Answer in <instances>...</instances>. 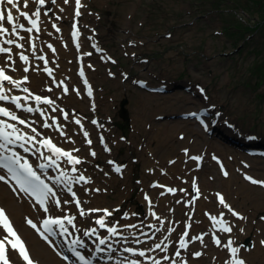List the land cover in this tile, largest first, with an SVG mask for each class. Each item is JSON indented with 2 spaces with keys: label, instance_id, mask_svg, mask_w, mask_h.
<instances>
[{
  "label": "rangeland",
  "instance_id": "obj_1",
  "mask_svg": "<svg viewBox=\"0 0 264 264\" xmlns=\"http://www.w3.org/2000/svg\"><path fill=\"white\" fill-rule=\"evenodd\" d=\"M214 1L220 3L218 7H214ZM237 1L243 6L248 3V0ZM83 3L81 15L78 16L82 45L79 53L83 57L84 51L91 52L90 57H84L85 63L80 62V64L85 71L87 70L90 76L89 82L94 89L95 99H91L92 104L85 99L75 73L76 66L79 64L75 62L77 51L71 45L69 49L61 47V42H65V39L68 45L69 20L73 16L72 0H69L67 4L63 0H56V4H52L51 0H46L45 6L41 9L44 26L38 36L40 45L37 46V49L42 51L46 47L45 42L52 41L50 39L52 29L49 24L51 21L58 22L60 31L64 30L65 34L62 37L59 31L58 39L55 36L52 43L59 41L62 50L60 54L56 51H49L51 54L50 63L57 72L56 76L63 79L66 86L69 87V91L65 93L62 90V94L58 92H53V94L57 98V103L69 113V119L65 126L74 143L67 141L68 145L79 147L80 153L84 154L82 163L77 166V173L83 172L89 177L91 176L89 174L95 175L97 180L93 182L97 189H100V191L93 192L94 187L91 186L93 185L91 181V184L87 186L88 193L84 191L86 188L83 185L77 187V191L79 190V193L83 194L80 196L77 193V197L84 200L82 197L90 192L99 194V196L104 195L109 210L119 209L113 213L111 218H106L110 225L116 224L119 232L122 231L116 238L117 247L126 244L125 241L120 240L123 237H126L128 243L130 240L135 242L138 238L139 240L142 238L143 242L148 243L151 247L155 241L160 239L159 234L164 233V236L169 237L164 241L168 245V251L164 253H167L168 256L169 254L174 255L175 250H180L177 240L182 235L181 227L171 234L165 232L163 227L160 232L149 228L148 224H157V221L150 220L151 217L139 196L142 189H147L149 192L155 190L156 197L160 196L158 188H148L149 182L153 179L151 175L147 176L145 184L140 181L141 174L147 169L141 167V157L138 155L143 152L147 156L153 153L156 157L153 162L155 161L156 165H153L152 168L156 169V166H159L160 168H158L164 171L170 170L168 173L166 172L168 174L166 179L169 183L165 184H174L176 187V194L170 195V197L176 203L179 201L177 206H182V198H188L187 203L184 204V207L182 206L185 210L180 213L179 219L177 221L170 220L168 227L174 228L177 225H183L192 220V214H197L202 219L206 217L200 221L201 232L210 230V223L205 213L210 214L220 207L215 202L213 195L216 190L225 189L231 192V195L229 193L228 196L229 205L244 217L248 216V219L241 221L237 217H232L225 208H220L222 210L219 211L227 213L234 225L232 236L237 247L240 248L239 255L242 259L243 256H246V259H243L246 264H262L251 260V254L254 252L253 244L251 242L252 246L244 247L243 240L249 238L256 242L257 235L264 239V221L260 219L264 216V189L261 185L246 181L247 184H251L250 186H258V189L247 187L248 185L239 177L238 171L245 170L246 167H243L245 164L251 165L252 172L249 171L254 176L264 179V158L247 157L244 152L246 146L238 147L230 144L229 141H234L221 135L224 133L231 138L240 139L246 134H248L246 137L253 135L258 139L259 146L249 145L264 149V23L258 28V31L243 32L242 40L237 39L239 38L238 33H241L240 30L243 29V24L253 25L257 20L259 7H252L250 11L245 10V12L239 8H233V3L230 0H83ZM33 4L34 0H30L31 10L39 7V5L34 4L33 6ZM45 11L48 13L47 16L44 15ZM57 16L60 17L59 20L56 19ZM47 18L50 20H45ZM54 33L57 34V31ZM94 41L102 49L101 56L99 53H93ZM34 67L31 72L39 78L38 75L42 74V71L36 60ZM109 74H115V77L113 75L110 77ZM140 79L146 81L149 87L163 86L164 92L155 93L138 87L135 81ZM45 84H49V82L43 80L39 84L40 87L33 88V90L43 92ZM198 87L205 92L201 94ZM30 88L29 90L33 92ZM139 98H142L141 100L144 102L142 111L136 109ZM68 100L71 105L67 103ZM122 101H124L121 106L125 111V118L121 117L120 113ZM200 107H206L210 117L217 121L213 126L211 136L207 137L198 130L196 132L191 130L194 126L193 122H187L184 126L176 128L177 132L187 133L190 139L196 140L195 144L190 139L186 142V140L181 141L183 138L177 140L175 137L157 144L156 139L151 137L154 136L153 131L146 133L147 130L153 129L155 122L158 123V126L175 123L179 120L178 115L181 112L196 111ZM72 115L83 120L85 131L89 132L93 140L91 146H86L82 137L76 138L79 135L77 128L72 129L71 127L75 125L71 119ZM94 115L99 119V125H90L88 120H85ZM135 115L142 116L141 120H144L142 128L144 129L140 128V130L143 131L138 129L139 125ZM207 122L209 124V120ZM233 122L239 129H242V132L235 130ZM226 123L232 125L233 128H230L232 132L225 126ZM78 130L80 131L79 128ZM174 130L175 128H167V131L162 135L165 136L169 132H173L175 135ZM100 134L104 137V145H108L110 148L109 155L102 150V143L97 141ZM76 140L78 145H76ZM255 144L257 145V142ZM83 147H92L97 155L88 157L87 148ZM141 147L148 151L140 150ZM183 147L190 148V152L183 153ZM201 150L204 152L202 169L194 170L193 160L189 159L187 155L196 154ZM211 154L223 156L234 177L238 176L237 179L235 178L236 180L231 177L234 181L231 182L232 186L227 187L224 178L220 177L215 163L210 160ZM109 160H112L113 164L127 165L125 174L122 176L120 173L112 171L113 164H109ZM175 160L178 161L175 162ZM170 161L175 163H170ZM172 166H175V169H170ZM193 171L198 175L196 181L200 185L198 186L200 199L192 187ZM97 182L100 184H96ZM243 187L245 192L253 197L252 200L250 198L243 199ZM5 189L11 196H14L6 187ZM181 189L185 191H180ZM238 190L242 193L238 194ZM253 195H256L257 199ZM193 197L196 200H192ZM200 201L203 203L201 206ZM252 201H255L256 204L261 202L258 209L254 210L250 204ZM195 202H198L196 207ZM87 206L85 202L82 205L86 208ZM111 207L112 209H110ZM124 213H128V216L124 217ZM99 215L101 214L80 217L77 210L78 232L83 235V231L89 227L99 228L94 223ZM23 218L24 216L21 215L19 225L17 224L20 228H26L23 225ZM162 219L165 220V218ZM124 220H131L130 224H136L138 227H124L127 225L122 222ZM141 221H143L142 225ZM241 229H244L243 232ZM259 230L262 232L261 235L257 233ZM142 233H147L152 239H147ZM225 237L226 235L223 234L221 238L224 240ZM186 238L187 241H191L189 236ZM89 240H92V237H89ZM204 240L205 244L204 242L200 243L193 249L195 252L202 253L199 258L196 256V258H192L193 250L188 249L180 250L181 256L175 257L174 255L172 258H183L187 261L186 264H189L190 258L192 260L199 259L200 264H226L230 261V258L223 257L225 249L221 246L217 247L219 251L221 250L218 252L221 255H218L216 261L210 239L205 236ZM38 243L42 248L49 249V254L58 261L71 264L57 257L40 240ZM191 243H195V241Z\"/></svg>",
  "mask_w": 264,
  "mask_h": 264
},
{
  "label": "snow or ice",
  "instance_id": "obj_2",
  "mask_svg": "<svg viewBox=\"0 0 264 264\" xmlns=\"http://www.w3.org/2000/svg\"><path fill=\"white\" fill-rule=\"evenodd\" d=\"M63 2L67 4L69 3V0H63ZM51 3L56 4V0H51ZM34 4L39 5V7H35V10H31L30 0H0V53L7 54L8 61H12L13 47H6L5 45H12L15 49H22L25 47V44L28 43L30 37L21 35V31L29 34L32 33L33 30H35L36 32L40 31L39 22L41 19V9L43 8V6H45L46 0H34ZM5 5L8 7H3ZM75 5V15L80 16L81 12L79 9L83 7L81 0H75ZM24 9H28V11H25ZM61 11H63V9H61ZM44 15H48L47 11L44 12ZM21 18H23L24 21H27V24L30 25V27H26L24 23H20L19 21ZM56 19L59 20L60 17L57 16ZM52 27L56 28L57 32L60 31L56 24H53ZM72 27L73 29H75L76 25L73 24ZM78 36V29L72 32V37L74 39H76ZM18 40L24 41L25 43H18ZM77 47H79V45H77ZM93 47L96 46L93 45ZM48 48L52 49L53 52L56 51V49H54L51 44H48ZM31 50L33 53H35V43L31 44ZM97 50L99 51L100 49ZM86 55H91V53H86ZM18 56L20 61H23L24 64H28L29 57L27 55H25L23 52H19ZM38 59L43 61L45 65L43 71L46 72L49 76H51L53 70L51 68L46 67L49 61L44 56H39ZM7 66L8 65L6 62L4 66H0V101H10V103L14 105L15 109H20L22 112L25 113H39L40 117H45L47 111L46 109L32 106L25 107L21 103L22 98L20 96L13 95L9 97L8 95L4 94V82H7L8 84L13 85L15 88L20 89L21 85L27 83L29 80L28 76L26 75L23 76L22 79H14L12 75L6 74L5 68ZM89 67H91V65H89ZM13 71H16V69H13ZM22 71L24 73H28L30 69L28 67H24ZM84 74V69L81 68L79 71V75L83 77ZM84 83L87 85L88 81L85 80ZM59 84L63 85L64 81L61 80ZM22 91L28 93L29 96H32V93L30 92L29 88L24 87ZM47 91L51 92L52 89L48 88ZM63 91L67 93L69 91V87L65 86L63 88ZM88 94H92L90 86L88 87ZM23 99L27 100L28 97H24ZM33 99L36 101L37 105L43 104L52 106L55 104V101L53 99L42 97L41 95H34ZM57 111H59L63 115V119L65 121L69 119V113L67 111L56 106L51 107L52 113H56ZM0 117H2L0 118V169H5L7 173V175H0V181L8 183L9 178L15 181V183L19 186L20 191L27 193L28 195L33 197L44 213H49L52 207L64 213V215L62 216H48L46 219H44L42 223L43 231H40V228H38L37 224L34 223L31 219H27L26 222L33 229H36L43 239L51 243V241H49L48 235H45V233L55 235V229H58L61 235H70L71 233L69 232V228L66 226V224L70 225L73 229H77V225L74 223V221H76L77 219V216L68 215V210L64 207L65 205L74 203L80 217H87L90 214L100 213L101 215H99L94 221L95 225H97L99 229L106 230L109 236H117V228L115 226H111L106 218H111L113 216V213L115 211H119V209L109 210L108 208H89L86 210L84 207L81 206L82 201L77 197V193L73 191L71 187L72 183L79 184L80 182H83V184L87 185L91 182V177H86L83 172H80V174L77 176H69L65 171H60L59 176L55 178L49 177V179L53 180L54 185L63 184L67 192L71 194L72 200H62L61 197L58 195L57 191H55L52 186L46 183L45 180L41 178V175H39L37 171L34 170L33 165L29 163L28 159L20 155L18 152L14 151L10 146L18 144L19 148L23 149L24 153H29L31 151L33 154H36L38 158L46 160L47 163H41L37 165V167L41 170H46L53 167L60 168V164L58 163V161L62 157L66 158L67 164L72 166L71 171L73 173L78 171L75 166L80 165L82 163L81 158L76 155H73V152L78 153L80 149L73 148L72 150H65L63 147L57 146V143L53 142L52 136H50L46 132H41L40 130H38L37 127L33 126L37 123V121L33 120L29 122V119L27 117H21L14 110L8 107H0ZM49 120L51 122H49ZM9 121H13L15 123H9ZM91 123L96 124L97 121L92 120ZM75 124L80 125V128L83 131L84 126L83 124H81L80 119H76ZM17 125H22L25 129H28L29 131H24ZM40 127L43 129H54L56 132L59 133L60 137L65 138L66 141L74 143V141H71V137L63 130L62 123H60L56 119V117L45 118L40 124ZM83 136L86 138V143L88 145H92V140L87 139L89 137V132L83 131ZM100 142L102 144L104 143L103 136L100 137ZM29 144H31V148L26 146ZM42 148L50 152L51 155H46L45 152L41 150ZM105 151H110V149L105 146ZM185 152L187 153V150H185ZM5 153L9 154L5 155ZM90 155L95 157L97 153L95 151H91ZM190 158L193 161H199L201 159L200 156H192ZM213 159H216V157H213ZM108 163L113 164L114 162L112 160H109ZM170 163H174V161H170ZM123 167L125 166L117 165L114 167V171L120 173ZM221 168L223 170L222 165ZM223 175L227 177L228 172L223 171ZM244 178L246 180H249L252 184H259L261 186H264V180H257L247 175ZM137 183H140V181H137ZM192 184L193 190L197 193V197H199L200 190L196 186L195 179L193 180ZM150 186L155 188L165 187L161 184H152ZM93 190L100 191V189ZM85 191H87V189H85ZM180 191L185 190L181 189ZM166 192L174 194L176 192V189L168 187L166 188ZM160 195H165V192H161ZM216 196L218 198L219 204L222 205L223 208L227 209L233 217H237L241 220L247 219L246 217L236 212L228 203H226L225 197L223 195H221L220 193H216ZM144 199L148 202L150 208L154 206L147 193H145ZM177 203H179V201H177ZM123 215L124 217H127L128 213H124ZM133 215L136 214L133 213ZM205 215L209 216V219L213 221V226H218L220 231L224 233H231L233 231L234 225H230V223L224 219V212H220L219 217H217L216 215H211L209 213H205ZM151 216L156 219L157 224H148L149 228L154 229L156 232H160V226H163L164 231H167L169 234L175 231L174 228L168 227V225L165 224L164 219L158 216L155 211L151 212ZM260 219L264 221V216L260 217ZM253 223H255V221H253ZM142 224L143 221H141V225ZM53 226H55V229ZM124 227L137 228L138 225L128 224L124 225ZM188 227H191V225H188ZM0 228H2L3 232L5 233L4 235H0V264H15L11 257V253L13 251H17L19 256L22 258L23 261L26 262V264H36V262L30 257L24 241L13 227L10 218L7 216L3 208H0ZM241 232H243V229H241ZM95 234H97L96 227L87 228L83 231L84 236H92ZM142 235L147 237V239H152V237L149 236L147 233H142ZM205 235H207V233H205ZM187 236H189L188 231H184L183 234L180 236V249H187L188 242L184 239V237ZM97 238L99 240V245L106 244L107 237L99 238L98 236ZM168 239V236H164L163 240L158 243H154V246L147 247L145 250L137 251L136 249H133L131 247H125L123 251L126 253H132L134 256L138 255L139 257H146V252H153L156 250L167 252L168 245L164 243V241ZM212 239L213 243H215L217 246H223L230 251L232 258L230 261L226 262V264H246L245 260L239 258L238 253L240 251V248L233 247L232 239H228L227 243L223 245L221 243V239L218 238L215 234H213ZM191 240H199L201 243H203L204 236L193 235L191 236ZM135 242L138 244L144 243L139 239H137ZM261 244L264 245V240L261 241ZM72 245H79L80 247H84V242L81 239H74L72 240ZM99 245L97 246V251H103L104 249L100 248ZM108 249L111 252L116 251L112 248L111 244L108 245ZM70 251L79 261L82 262V264H89V261L85 259V256L82 255L80 251H77L76 247L70 246ZM174 255L175 257H180L181 252L179 250H175ZM194 255L196 257H199L200 255H202V253L195 252ZM146 258L151 261V264H161L160 259H154L151 256H147ZM64 259L67 260L68 257L65 256ZM162 259L167 261L170 258L169 256L165 255ZM129 264H141V261L131 260ZM171 264H176V261L172 260Z\"/></svg>",
  "mask_w": 264,
  "mask_h": 264
},
{
  "label": "bare ground",
  "instance_id": "obj_3",
  "mask_svg": "<svg viewBox=\"0 0 264 264\" xmlns=\"http://www.w3.org/2000/svg\"><path fill=\"white\" fill-rule=\"evenodd\" d=\"M33 6H34V4H33ZM3 7H8V6H3ZM31 7V6H30ZM71 8L73 9V0H72V5H71ZM31 9H32V7H31ZM25 11H28V9H24ZM64 11H65V8H64ZM66 13V12H65ZM64 13V14H65ZM14 14H15V10H14ZM42 16V15H41ZM70 22H71V20H69ZM19 22H21V19H20V21ZM56 25H59V23L57 22L56 23ZM6 26H8V25H6ZM49 26H50V24H49ZM79 31V30H78ZM60 33V36H64V34H65V31L63 30V31H60L59 32ZM22 34H24V33H22ZM79 34H80V32H79ZM28 36L29 37H33V34L32 33H28ZM55 36L57 37V36H59L58 35V33L57 34H55L54 33V31H52L51 33H50V39L53 41L54 39H55ZM34 38H35V43H36V45L37 44H39V40L37 39V36L35 35L34 36ZM57 39H58V37H57ZM79 39H80V37H79ZM65 42H67V40L65 39ZM80 45H81V40H80ZM78 43V44H79ZM5 46H7V45H5ZM54 49H56V52H59V54H60V52H61V48H60V46H59V41H57V42H55L54 43ZM81 47H82V45H81ZM67 48L69 49V46L67 45ZM45 49V51H49L48 49H46L45 47L42 49V50H44ZM31 52V50H30V48H29V46L27 45L26 47H25V49H24V52L23 53H26L27 55L29 54ZM79 52H80V50H79ZM3 59V56H0V60H2ZM7 63H9V61L7 62ZM83 63H85V62H83ZM87 63V62H86ZM2 65L4 64V62L3 63H1ZM16 68V71H13V69H12V74L13 75H15L16 77H18V78H23V76H28V78H29V80H28V82L27 83H24L25 85H26V87L27 88H32V90H33V88L34 89H36V88H39L40 86H39V84L41 83V81H43V80H46V75L45 74H39L38 76H39V78H37V75L36 74H33L31 71L29 72V73H24V72H22V69H23V67H24V65H22L19 61H17V62H15V65H14ZM18 68V69H17ZM33 68H35V67H33ZM18 72H22L21 73V75H18ZM52 75H53V78H55V76L57 75V73L55 74V72L54 71H52ZM85 75H86V77H87V79H89L90 80V76H89V74H88V72H87V70L85 71ZM113 77H115V74H113ZM13 78H14V76H13ZM5 85V91H9V92H18V91H20V90H22L23 88L21 87L20 89H17V88H15L13 85L12 86H10V87H7L6 86V83L4 84ZM30 88V89H31ZM52 89L54 90L53 92H58V93H61V88L60 87H58V89H55V87H52ZM34 92H35V90H33ZM70 95V94H69ZM83 99H84V97H83ZM85 99H87V100H89V103H93L91 100H90V98H88V97H85ZM92 99H95V94H94V98H92ZM140 99V98H139ZM142 99V98H141ZM139 100V102H138V104H137V106H136V109H138V110H140V111H142L141 109L143 108V105H144V102L142 101V100ZM67 103L68 104H70L71 105V103H70V100H68L67 101ZM140 113H142V112H140ZM34 114V113H33ZM33 116H36V115H33ZM136 117H137V122H138V125H139V127H138V129L140 130V128H142V126H143V124H144V120H141L142 119V116H140V115H135ZM76 119H78L77 117L75 118V120ZM157 119V118H156ZM207 120H209V124L205 127V128H201V126H199V125H197L193 120H191V119H181V118H179V120H177L175 123H171V124H168V123H166V125H159L158 126V123H153V125H154V127H153V129L152 130H147L146 131V133L148 134V132L149 131H153L152 132V134L154 135V136H151V137H154L155 139H156V141H157V144H161V143H163V142H166L167 140H172V139H174V137L177 139V140H180V139H178L177 138V135L179 134V133H181V132H177V127H182V126H184L185 125V123H187V122H190V123H192L193 122V127H192V129L191 130H194L195 132H196V130H198V131H200L202 134H204L205 136H211L212 134H213V132L211 133V134H207L206 132H207V130L208 129H210V128H212L211 127V121L213 120V118H211V117H208L207 118ZM61 121L63 122V124H64V119H61ZM65 122H67V121H65ZM157 124V125H156ZM234 126H235V130H240V132H242L241 130L242 129H239L236 125H235V123L233 122L232 123ZM65 126V125H64ZM93 126H96L95 124L93 125ZM225 126H227L228 128H229V130H230V128H233L232 127V125L230 124V123H226L225 124ZM72 127V129H74L76 126L75 125H72L71 126ZM146 127H147V124L145 125V129H146ZM163 127V128H162ZM77 128V127H76ZM75 128V129H76ZM167 128L168 129H174L175 128V130H174V132H176V134L174 135L173 134V132H169V133H166V135L165 136H163L162 134H164L163 132H166L167 131ZM177 128V129H176ZM93 129H94V127H93ZM142 129H144V128H142ZM140 130V131H143V130ZM68 131V133H69V130H68V128L67 129H64V131ZM212 130H213V128H212ZM83 131H85V129H83ZM83 131L81 130V128H80V131L78 130V128H77V132H78V135L79 136H77L76 138H81L82 137V140L85 142V145L86 146H88V144L86 143V138L83 136ZM145 131V130H144ZM231 132H232V130H230ZM234 131V130H233ZM144 134V133H143ZM183 134V139L181 140V141H184V140H186V142H187V140H189L190 139V137L189 136H187V133L186 134H184V132L182 133ZM224 134V133H223ZM221 134L223 137H225V138H227V139H229V140H233L234 142H231V141H229V143L230 144H233V145H236V146H238V147H240V146H245V145H247V144H255L256 143V141L255 140H249V139H247L246 138V135H248V134H246L245 135V137H243L242 139H240V138H231L229 135H227V134ZM188 137V138H187ZM258 137V136H257ZM87 139H91L92 140V137H91V135L89 134V137L87 138ZM62 139H60V141H61ZM98 140H99V138H98ZM191 141H192V143L193 144H195V142H196V140H194V139H190ZM241 140V141H240ZM92 142H93V140H92ZM63 143V142H62ZM76 145H78V143H77V140H76ZM68 147H70L71 145H67ZM91 146V145H90ZM71 147H74V145L73 146H71ZM204 147H207V146H205L204 145ZM83 148H87L86 149V151H88V153H89V151L92 149V147H83ZM110 149V148H109ZM141 149H144L145 151H148V150H146V148H144V147H141L140 148V150ZM182 149H188V153L190 152V148H188V147H183ZM136 151H138V150H136ZM150 152H152L151 150H150ZM203 151L201 150V151H199L198 153H196L197 155H201V154H203L202 153ZM109 153H110V151L109 152H106L105 154H107V155H109ZM111 153H112V150H111ZM191 153H193V152H191ZM205 153H206V150H205ZM141 154V153H140ZM138 155L139 157H141V167L142 168H146L147 169V171L146 172H141L142 174H141V178H140V181H142V183L143 184H145L146 182H147V176H149V175H151L152 176V180L151 181H155V184H161V185H164L165 183H169L168 182V179H166L167 177H168V172L170 171V170H165V171H163L162 169H159L160 167L159 166H156V169H154V168H152V166L154 165H156V162L154 161L153 162V160H155V156H154V154L153 153H151V154H149L148 156L147 155H145V153L143 152L141 155ZM84 155V154H83ZM190 155V154H189ZM189 155H187V156H189ZM89 156H91L90 155V153L88 154V157ZM221 157V156H220ZM223 157V156H222ZM220 158L221 159V162H222V166H223V168H224V170L225 171H227L228 172V176L227 177H222V176H220L221 178H224L223 180H225V183H226V186L227 187H229V186H232L233 184L231 183V182H234L233 181V179H237L238 178V176H236V177H234V175L232 174V172H231V169H229V167L227 166V163H225V160H224V157L223 158ZM248 157V156H247ZM172 158V157H171ZM250 158H259V157H257V156H252V157H250ZM150 159H152L151 161H150ZM137 160H138V158H137ZM232 160V159H231ZM176 161H178V160H175V162ZM174 162V163H175ZM173 163V164H174ZM113 165H117V164H113ZM124 166V165H123ZM127 165H125V167H123L122 168V171L120 172V174L123 176L124 174H125V172L127 171V167H126ZM112 167V166H111ZM159 167V168H158ZM243 167H246L245 168V170H242V171H238V173H239V177H241L242 179H243V181L246 183V180H245V176L247 175V176H254L251 172H252V170H251V165L250 166H248V165H243ZM170 169H175V166H172V167H170ZM197 168L194 166V170H196ZM201 169H202V167H201ZM200 169V170H201ZM217 170H218V168H217ZM232 170H233V168H232ZM251 172H250V171ZM113 171V170H112ZM219 171V170H218ZM167 172V173H166ZM193 173H194V176H193V178H192V182H193V180L195 179V181L197 180L196 179V177L198 176L196 173H195V171H193ZM113 174H115V173H113ZM219 174H220V172H219ZM89 175H91L90 177H91V183H93V185H91L92 187H94V188H97L96 187V185H95V182H93L94 180H97L96 178H95V175H93V174H89ZM116 175V174H115ZM161 175V176H160ZM88 177V176H87ZM200 177H202V176H200ZM231 177H233V179L231 178ZM256 179H258V180H264V179H261V178H259V177H257V176H254ZM203 179V178H202ZM232 179V180H231ZM235 179V180H236ZM151 181L149 182V185H148V188L149 187H151L150 186V183H151ZM91 183H89V184H91ZM96 184H100L99 182H97ZM196 184H198L197 183V181H196ZM247 184V183H246ZM75 185L77 186L78 184H76L75 183ZM248 186L247 187H249L251 184H247ZM87 186H88V184L87 185H85V184H83V187H85L86 189H87ZM170 186H172L173 188H175V185L174 184H171ZM198 186H200L199 184H198ZM240 186V185H239ZM238 186V188H240ZM258 186H259V184H258ZM258 186H250V187H252L253 189H258ZM169 187V186H168ZM192 187H193V184H192ZM261 187V186H260ZM264 188V186H262V189ZM221 189H223V188H221ZM164 190V188H158V191H160V193L162 192ZM224 190V191H223ZM223 190H220V189H218V190H216V192H214V195H213V197H214V200H215V196H216V193H220L221 195H223L224 197H225V200H226V203H228L229 204V198H228V196H229V193H230V195H231V192L230 191H227V190H225V189H223ZM85 191V190H84ZM75 192H77V190L75 191ZM85 192H87L88 193V191H85ZM96 193H98V192H96ZM145 193H147L148 194V196H149V198L151 199V201H152V203H153V207H149V204H148V202L147 201H145V199H144V196H145ZM160 193H159V195H160ZM206 193V192H205ZM204 193V194H205ZM242 193V191H239L238 190V194H241ZM78 194L80 195V196H82L80 193H79V191H78ZM153 194V195H152ZM156 194H157V192L154 190V191H151V192H149V191H147V189H142L141 191H140V193H139V196H140V198L143 200V202H144V205H145V208H146V210L147 211H149V212H152V211H155L156 213H157V215L158 216H160L161 218H165V220H164V222H165V224L166 225H169V221L170 220H174V221H177V219H179V215H180V213L183 211V210H185L183 207H184V202L185 201H188V198H182V201H183V204H182V206H177V204L178 203H176V201H174L173 199H172V197H170V195H165V196H158V197H156ZM176 194V193H175ZM151 195H152V197H151ZM174 195V194H173ZM256 199H257V196L256 195H253ZM93 197V198H92ZM217 197V196H216ZM82 198H84V200H81L82 201V205H83V203L85 202L88 206H87V208L86 207H84V208H86V209H88L89 207L90 208H109L108 207V204L106 203V200H105V197H104V195H100L99 196V194H95V193H92V192H90L89 194H87L86 196H83ZM92 198V199H91ZM201 198V196L199 197V199ZM251 199L252 200V198L253 197H251L247 192H245V188L243 187V199ZM192 200H196V198L195 197H193L192 198ZM199 201V200H198ZM0 202H1V204L2 205H4L5 206V208L7 209V211H8V213L10 214V216H11V218H12V220H13V222H14V224L15 225H19V220H20V216L21 215H23L24 217L25 216H35V214H37L38 213V210H37V208H33L32 206H31V204H30V201L29 200H27L26 198H24L23 196H21V195H17V196H15V194H14V196H11L7 191H6V189H5V186L4 185H2V184H0ZM29 202V203H28ZM176 203V204H175ZM197 203L198 202H195V207H196V205H197ZM200 203V206L203 204V203H201V201L199 202ZM217 203V202H216ZM215 203V204H216ZM258 204H256L255 203V201H252V202H250V204L254 207V210H256V209H258V207H259V204L261 203V202H257ZM174 204V205H173ZM81 205V206H82ZM217 205V204H216ZM220 207H218V208H216V210L215 211H213V212H210V214L211 215H216L217 217H219V211L220 210H222V209H220V208H223V206L222 205H220V204H218ZM217 205V206H218ZM112 206V205H111ZM187 208V207H186ZM264 208V207H263ZM110 209H112V207L110 208ZM58 212H60V210H57ZM164 212H166V213H164ZM243 213H245V211H243ZM226 214V213H225ZM242 216H243V214H241ZM192 216L193 217H191V221H188V222H185L183 225H177V226H175V230H177L178 228H180L181 227V232H184L185 231V228L187 227L188 228V232H189V234L192 236V235H197V236H200V235H203L204 234V236H205V233H207V235H208V237L211 235V234H213V233H211L212 231L211 230H207V231H203V232H201L202 231V228L200 229V227H202L201 226V222L200 221H203L206 217H204V219H202V218H200L197 214H192ZM188 219H189V216H188ZM224 219L226 220V221H228L227 219H226V215L224 216ZM247 219H248V216H247ZM150 220H152L151 218H150ZM153 220H155V218L153 219ZM209 221H211L210 219H208ZM242 221V220H241ZM122 222H124V223H126L127 225L128 224H130V223H132L131 222V220H127V221H122ZM128 222V223H127ZM229 222V221H228ZM154 223V222H153ZM155 224V223H154ZM188 225H191V227H188ZM160 226V225H159ZM19 227V226H18ZM161 228L163 227V226H160ZM20 228V227H19ZM20 230L22 231V234H23V236L25 237V239L27 240V243H28V246L30 247V252H31V255H32V257L33 258H35V259H37V260H39L40 262H41V264H44V263H49V264H64V263H62V262H60V261H58L56 258H54V257H52L50 254H49V249H46V248H42L40 245H39V243H38V240L31 234V232L29 231V229L28 228H23V227H21L20 228ZM244 230V229H243ZM234 231V230H233ZM233 231L231 232V233H224L223 232V234L224 235H226L228 238H231V237H233L232 236V233H233ZM166 232V231H165ZM105 234H103V236L104 237H107V236H109V234L107 233V232H104ZM219 234H220V230H219V232H218ZM259 235H261V231L259 230V232H257ZM222 234V235H223ZM221 235V236H222ZM159 236H160V239L159 240H161V238L164 236V233L162 234H159ZM258 236V235H257ZM256 236V242H255V240L254 239H249V238H245L244 240H243V246L244 247H246V245H247V247L250 245V246H252L251 245V242H252V244H253V249H254V252L251 254V260H254V261H258V262H260V263H262V264H264V245H262L261 244V241L262 240H264L263 239V237H257ZM113 237H115V236H113ZM139 239V238H138ZM141 239V241H143V239L142 238H140ZM96 240H98V238L97 237H95V241ZM159 240L158 241H155L154 243H158L159 242ZM107 242H109L110 243V241H107ZM203 242H204V244H205V240H203ZM153 243V244H154ZM201 242L199 241V240H197V241H195V243H189V245H188V247H189V250H193V249H195L196 248V246L197 245H199ZM235 243V242H234ZM129 244H131V243H129ZM129 247H131V248H133V249H136V250H145L147 247H149V244L148 243H144V245H142V244H139V245H135V246H132V245H128ZM233 246L234 247H236L234 244H233ZM219 248V247H218ZM55 250H57V249H55ZM59 250V249H58ZM194 252H195V250H193ZM221 251V250H220ZM217 248H215L214 247V245H213V247H212V252H213V254H214V256H215V260L217 261L218 259V255H221V254H219L218 252H220ZM111 252V251H110ZM225 252V251H224ZM207 253H209V252H207ZM225 254V255H224ZM223 254V257H227V258H229L230 256H231V253H230V251L228 250L227 251V249H226V252ZM239 254V253H238ZM165 255H167L166 253H160V251H153V252H146V257L147 256H151V257H153L154 259H160L161 260V262H165V260H163L162 258L165 256ZM123 257H125V255L123 254L122 255ZM168 256V255H167ZM213 256V255H212ZM146 257H142V258H144V260L145 261H148V263L149 264H151V261L150 260H148ZM130 258H133V256H130ZM193 258H196V257H193ZM199 258V257H198ZM232 258V257H231ZM243 259H246V256H243ZM175 261H176V263L177 264H186L187 263V261L185 262V260H182V259H174ZM215 260H212V262H215ZM168 262H169V260H167ZM142 262H144L143 260H142ZM189 264H200V262H199V259H189Z\"/></svg>",
  "mask_w": 264,
  "mask_h": 264
},
{
  "label": "trees",
  "instance_id": "obj_4",
  "mask_svg": "<svg viewBox=\"0 0 264 264\" xmlns=\"http://www.w3.org/2000/svg\"><path fill=\"white\" fill-rule=\"evenodd\" d=\"M230 1H232V3H233V8L236 7V8L241 9L242 11H245V10L250 11V9L252 7H257V6L259 7V9H258L259 14H258L257 20L254 22L253 25H248L247 26V25L243 24V29L240 30L241 33H238L239 34V38H237V39L242 40L241 39V35H242L243 32H255V31H258V28L264 23V0H248V3L246 5H244V6L241 5L240 2L237 1V0H230ZM218 4H220V3L217 2V1H214V5H215L214 7H218ZM253 5H255V6H253ZM241 21H243V20H241ZM233 34L238 35L237 33H233Z\"/></svg>",
  "mask_w": 264,
  "mask_h": 264
},
{
  "label": "water",
  "instance_id": "obj_5",
  "mask_svg": "<svg viewBox=\"0 0 264 264\" xmlns=\"http://www.w3.org/2000/svg\"><path fill=\"white\" fill-rule=\"evenodd\" d=\"M123 102H124V101H122V102L120 103V106H121V104H123ZM120 113H121V117H124V118H125V111L122 109V106L120 107ZM126 114H127V112H126Z\"/></svg>",
  "mask_w": 264,
  "mask_h": 264
}]
</instances>
